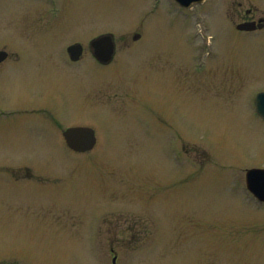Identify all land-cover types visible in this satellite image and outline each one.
<instances>
[{"label":"rangeland","instance_id":"obj_1","mask_svg":"<svg viewBox=\"0 0 264 264\" xmlns=\"http://www.w3.org/2000/svg\"><path fill=\"white\" fill-rule=\"evenodd\" d=\"M247 17L264 0H0V264H264L245 187L264 168V25L238 31ZM42 103L57 123L3 111ZM71 125L94 150L66 148Z\"/></svg>","mask_w":264,"mask_h":264},{"label":"water","instance_id":"obj_2","mask_svg":"<svg viewBox=\"0 0 264 264\" xmlns=\"http://www.w3.org/2000/svg\"><path fill=\"white\" fill-rule=\"evenodd\" d=\"M182 6H189L191 3H199L202 0H176ZM261 27V25H259ZM239 30H254V22H246L237 25ZM94 56L102 63L111 60L114 54V43L110 35H102L90 43ZM72 60H77L82 53V47L72 45L68 49ZM6 52L0 51V61L6 58ZM255 108L259 116L264 119V92L257 94L255 98ZM68 145L76 151H86L91 149L95 144L94 131L91 128L77 127L68 129L65 132ZM246 182L249 189L261 200L264 201V170L250 169L246 172ZM112 263L116 264V256L113 257Z\"/></svg>","mask_w":264,"mask_h":264},{"label":"flooded vegetation","instance_id":"obj_3","mask_svg":"<svg viewBox=\"0 0 264 264\" xmlns=\"http://www.w3.org/2000/svg\"><path fill=\"white\" fill-rule=\"evenodd\" d=\"M251 10H247L246 11V14H249ZM261 21L262 25H264V19L260 18V19H257V20H254L253 18H245L243 19V22H246V21ZM9 56V55H8ZM8 56L6 59H4L3 61L0 62V65L2 63H5L6 60L8 59ZM72 62V61H71ZM78 62V61H77ZM111 62V61H110ZM108 64V63H107ZM49 107L48 105H44L43 103L40 104L39 106H36V107H33V108H28L26 109L25 107H23L21 104H18V106L16 105L15 107H10V108H5L3 111L5 113L6 116H10L11 114L13 113H18V112H32V113H36L37 115H40L42 117H44L46 114L48 115V118L51 120V121H55L57 123V121L55 120V117L52 115V112L49 110ZM71 126H78V125H71ZM71 126H67L65 128H60V134H61V137L63 139V131L68 128V127H71ZM64 141V140H63Z\"/></svg>","mask_w":264,"mask_h":264}]
</instances>
